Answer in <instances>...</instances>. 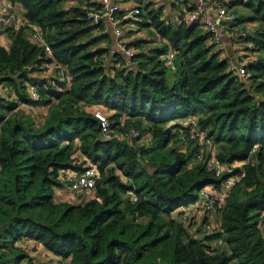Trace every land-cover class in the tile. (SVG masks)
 Wrapping results in <instances>:
<instances>
[{
	"label": "trees",
	"instance_id": "1",
	"mask_svg": "<svg viewBox=\"0 0 264 264\" xmlns=\"http://www.w3.org/2000/svg\"><path fill=\"white\" fill-rule=\"evenodd\" d=\"M9 1L44 31L54 58L26 27L0 29L9 37L0 44V264H38L18 245L26 239L63 264H264V0H224L237 14L226 25L250 34L242 40L245 78L208 27L184 19L185 11L165 17L146 5L140 27L163 44L135 52L129 64L112 54L107 37L94 35L99 25L88 19V7ZM49 62L66 67L63 80L50 82L59 71L51 80L33 76ZM20 103L46 106L42 123L10 116ZM92 106L105 109L111 138ZM191 116L197 124L183 123ZM130 128L140 136L115 137ZM192 130L210 141L204 155L181 137ZM212 158L240 165L219 173L208 168ZM91 166L96 189L59 200L56 191L68 185L63 175ZM231 176L239 180L226 203H215L219 225L202 235L208 214L196 226L197 213L185 218L180 209L203 190L220 192ZM218 239L225 249L213 245Z\"/></svg>",
	"mask_w": 264,
	"mask_h": 264
},
{
	"label": "built area",
	"instance_id": "2",
	"mask_svg": "<svg viewBox=\"0 0 264 264\" xmlns=\"http://www.w3.org/2000/svg\"><path fill=\"white\" fill-rule=\"evenodd\" d=\"M122 0H101L99 7L96 10H91L87 13L88 19L91 20L92 24L101 25V23L107 25H111L114 28L115 35L118 38V49L112 50V54L120 52L125 57L126 61L131 64L132 57L134 56V51L131 47L128 46L127 42L124 39V29L120 24V17L118 12L120 9V4ZM207 0H197L196 1V9L189 14V21L190 22H200L205 24L208 27L209 31L213 33L212 41L215 44L216 48L221 51V55L223 56V51L225 50V44H223L224 39L228 37H232L234 40L235 46V57L237 60L241 61L240 59L244 57V44L242 40L247 37L249 34L248 31H243L240 33H236L229 28V24L234 22L237 18V14L234 11H222L220 12L214 19L205 16L207 11ZM1 10V8H0ZM143 9L141 7H135L134 17L137 19V22H142L143 18L140 16ZM3 16L2 12L0 11V27H10L12 26L16 30L26 27L29 30L31 37L35 42H37L41 47L44 48L46 56L50 59L54 58L53 48L49 45L45 38V33L43 30L39 29L35 24L28 23L25 19L20 20L15 15L6 14ZM228 24L229 26H227ZM112 49V48H111ZM167 63L172 65V58L173 52L167 55ZM224 57V56H223ZM55 66L58 67L59 73L55 79H53L54 83L56 81H61L65 78L66 67L56 64ZM244 66L240 68V71L237 72L240 77L245 78V70H243ZM233 69V68H232ZM235 70V69H234ZM31 95L34 100L39 99L38 88L36 85L32 86ZM94 116L101 120L104 124V131L103 134L105 138H111V129H110V122L108 120L107 114L102 111L101 109H97L92 111ZM190 123V122H189ZM125 123H123L124 125ZM188 124V123H187ZM194 125V124H192ZM140 136V131L138 129L130 128L125 134H117L115 137L117 138H138ZM187 137L185 140V144L189 145L192 140L200 141L202 136L199 132L192 130L187 135H181V137ZM205 139V138H204ZM206 140V139H205ZM207 141V140H206ZM205 143H209L207 141ZM255 147L254 150H256ZM213 162V163H212ZM234 164V163H233ZM221 165L219 163L214 162V160L210 159L208 162V168L216 169L219 173H229L233 167L240 165ZM97 171L95 167H87L82 173L76 172H66L63 175L65 181H68V187L71 189L72 192L78 195L79 199L85 198L88 195V192H92L96 189V182H97ZM238 177H229L228 181L223 184L222 190L217 192L211 188L203 190V197L196 202L192 207H182L180 210L184 212V217L187 218L193 214L197 215L204 213H211V211L215 210V203L216 205L223 206L226 201L229 193L233 185L238 181ZM201 202V203H199ZM191 212V214H190ZM52 258V257H51ZM54 259V264H63L60 259ZM31 264V263H25Z\"/></svg>",
	"mask_w": 264,
	"mask_h": 264
},
{
	"label": "crops",
	"instance_id": "3",
	"mask_svg": "<svg viewBox=\"0 0 264 264\" xmlns=\"http://www.w3.org/2000/svg\"><path fill=\"white\" fill-rule=\"evenodd\" d=\"M196 1L197 0H122L120 4L121 10L118 12V14L120 17V24L124 29V39L128 46H130L134 52H142L163 44L153 29L151 30L140 27V23L137 22V19L134 17L135 7H141L143 12H145V6L148 4H153L154 7L162 8L164 10L165 17L176 16L180 11H185L183 13L184 19L189 21V14L192 13V11L188 10L187 7L194 6L196 8ZM222 2L223 4L220 3V0H207L208 8L205 16L211 18L212 20L222 11H234V9H229L228 7L224 6V0H222ZM100 3L101 0H63L62 7L69 10L76 8L77 6H83L86 8L88 7V10L91 11L96 10ZM0 6L2 9L5 7L6 11L14 13L19 17L20 20H24V8L22 5L18 3L12 4L9 0H0ZM97 34L102 35V38L107 37L110 40L109 46H111L112 50L118 49V38L115 35L114 28H112L111 25L106 26L105 24L101 23L99 28L94 32V35L97 36ZM102 43H104V40L100 41V44ZM0 44H9V37L7 33L0 35ZM223 44H225V55H228L231 68L239 72L240 68L245 64V59L243 61H239L236 57H234L235 43L233 38L228 37L224 39ZM171 52L172 51H170L169 54H171ZM58 71L59 70L57 66H55L53 62L43 63L41 71L35 72L33 76L40 80H51L56 76ZM98 108L103 111L105 110L99 106H92L89 109L94 111ZM56 195L58 196L59 200L62 201L79 198L77 194L65 187L64 189L57 190ZM18 245H21L24 249L31 251V255L35 258V261L38 264L40 263L36 260V256L34 254L39 253L40 255H48V252L33 240L26 239L23 242L20 241Z\"/></svg>",
	"mask_w": 264,
	"mask_h": 264
},
{
	"label": "rangeland",
	"instance_id": "4",
	"mask_svg": "<svg viewBox=\"0 0 264 264\" xmlns=\"http://www.w3.org/2000/svg\"><path fill=\"white\" fill-rule=\"evenodd\" d=\"M0 8H1V12H2V14H3V16H5L4 15V13H6V14H12V15H15L14 13H12V12H10V11H6V8L4 7V9H2V7L0 6ZM16 16V15H15ZM18 19H19V17L18 16H16ZM235 27H238L237 25H234V28ZM1 28H3V27H0V29ZM4 29V28H3ZM244 30V29H243ZM239 32V31H238ZM226 49V48H225ZM137 51H138V49H137ZM225 50L223 51V56H224V58H228V55H225ZM234 57H235V55H234ZM170 75H169V78H168V80H169V82H171V80H172V72L171 73H169ZM50 82H52V83H54V81L52 80V81H50ZM32 86L33 85H30L29 86V91L31 92V89H32ZM45 107L46 106H43V107H39V108H35V107H32V106H30V105H28V104H23V103H20V105H19V107L18 108H16V110L15 111H13V112H10L9 113V115L10 116H12V115H14V114H18V117H22V116H20V115H23V116H25V115H27V117H34V119L36 120V121H38L39 123H42L41 121H40V119H43L45 116H46V114H45ZM49 111V109L47 108V112ZM25 112V113H24ZM47 118V117H46ZM45 118V119H46ZM44 121V120H43ZM192 123V124H197V118H195V117H192L191 116V118H188L187 120H184L183 121V123ZM182 135H184V134H182ZM145 136H146V134H145ZM148 138V137H147ZM205 137H202V139L200 140V141H198L196 144H189V149H191V148H193V147H196V146H198L199 147V154H203V153H206L207 151H208V146L205 144V139H204ZM149 143H151V141H148ZM207 142V141H206ZM194 143V142H193ZM210 147V146H209ZM204 155V154H203ZM206 156V155H205ZM199 160H201V159H199ZM212 160H213V158H212ZM213 163V162H212ZM234 164H240V162L238 161V162H233ZM65 188H68L70 191H71V189L68 187V185H66L65 186ZM199 203H201V202H199ZM215 211V210H214ZM211 211V213H207L208 214V218H207V222H205V224H204V226L202 225L200 228H201V230H202V235H203V233H205V232H210V233H212L213 232V230L214 229H217V227H218V225H219V222L217 221V218H216V212L217 211ZM190 214H191V212H190ZM204 214V215H203ZM205 216H206V214L203 212L202 214H200V215H197V223H196V226H198V224L205 218ZM213 245H215V246H217V247H220L221 249H225V246H224V242H223V240L222 239H218V240H214L213 241ZM35 256H36V260L40 263V264H54V259H52L51 257H49L48 255H40L39 253L38 254H34Z\"/></svg>",
	"mask_w": 264,
	"mask_h": 264
}]
</instances>
